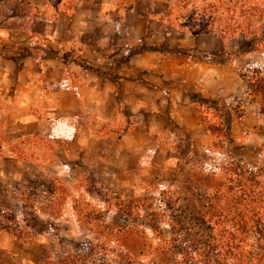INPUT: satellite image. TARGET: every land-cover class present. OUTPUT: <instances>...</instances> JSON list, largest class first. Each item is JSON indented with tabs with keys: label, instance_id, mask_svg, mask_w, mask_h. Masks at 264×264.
Returning <instances> with one entry per match:
<instances>
[{
	"label": "rangeland",
	"instance_id": "1",
	"mask_svg": "<svg viewBox=\"0 0 264 264\" xmlns=\"http://www.w3.org/2000/svg\"><path fill=\"white\" fill-rule=\"evenodd\" d=\"M49 1L51 9H66L74 16V30L64 37L79 40V46L70 44L68 57H78L82 62L83 57H91L90 48L94 46L98 49L94 55L117 62H101L100 69H96L101 75H108V67L113 70L122 64L124 68L130 66L131 58L139 52L169 49L187 54L189 51L179 48L185 34L163 20L165 11L179 0ZM12 5L13 0H0V8ZM192 35L190 39L197 41L199 49L192 54L194 60L227 62L248 75L264 64V51L241 52L244 44L240 37L223 40L214 32ZM217 37L224 41L225 50L209 52ZM87 49L89 52L81 53ZM81 66L90 67L82 63ZM244 83L247 86L245 80ZM248 95V103L257 108L259 98ZM246 101L240 100L236 110ZM199 104L214 139L200 152L186 145L185 156L171 149L177 160L171 166H159L156 174L150 176H143L142 170L141 174H119L112 180L104 173L98 175L97 166L87 160L88 156L86 160L69 159L67 151H72L75 143L70 138L76 130L72 120L51 117L49 133L30 136L23 133L19 138L5 135L0 129V137L8 143H3L2 154L13 155L20 161V178L13 182L12 190L19 200L12 210L16 218L0 215L6 228L3 231L21 234L24 239L20 241L25 243L15 248L13 255H0V264H40L48 253L53 257L93 253L99 258L106 251L103 247L109 250L107 264H174L176 259L168 249L172 235L180 231L181 225L191 222L203 207L202 194L195 187L202 190L217 184L207 175L213 169L210 161L227 163L242 159L249 165L264 168V154L261 158L241 150V145L228 142L229 116L224 113L223 120H219L221 102L199 99ZM84 121L90 124L93 118ZM85 142L90 143L88 148L96 146L95 141L85 139ZM104 149L106 145L98 157L103 156ZM51 185L55 187L54 193L49 191ZM6 211L9 210L2 212Z\"/></svg>",
	"mask_w": 264,
	"mask_h": 264
},
{
	"label": "crops",
	"instance_id": "2",
	"mask_svg": "<svg viewBox=\"0 0 264 264\" xmlns=\"http://www.w3.org/2000/svg\"><path fill=\"white\" fill-rule=\"evenodd\" d=\"M50 4L13 0L11 7L0 8V129L5 135L47 134L51 117L72 120L76 130L70 137L75 143L67 151L69 159L88 158L98 175L112 180L142 170L143 176H150L159 166L177 160L171 149L185 156L186 145L200 152L214 139L203 119L201 99L223 102L219 120L224 113L229 116L231 144L263 157L264 115L248 103L244 80L230 63L194 60L199 49L192 34H185L179 45L182 51L189 48L187 54L169 49L139 52L130 66L108 67V75H101L96 70L101 62H117L94 55L98 51L94 46L91 57L82 62L68 57L70 44L79 46V40L64 37L74 30V16L66 9L53 10ZM212 44L209 52L225 50L219 37ZM85 51L89 52L81 53ZM81 63L90 67L84 69ZM240 100H247V105H240L239 116ZM90 117L93 122L84 121ZM85 139L96 146L88 148ZM105 145L106 153L98 157ZM19 164L13 155L0 152V212L18 205L12 190L20 178ZM19 245L25 243L0 230V255H13Z\"/></svg>",
	"mask_w": 264,
	"mask_h": 264
},
{
	"label": "trees",
	"instance_id": "3",
	"mask_svg": "<svg viewBox=\"0 0 264 264\" xmlns=\"http://www.w3.org/2000/svg\"><path fill=\"white\" fill-rule=\"evenodd\" d=\"M163 20L184 34L214 32L223 40L240 37L243 54L264 51V0H179L165 11ZM238 72L248 93L259 98L258 112L264 115V64L251 75ZM237 114H242L239 108ZM2 139L0 151L7 143ZM210 163L213 169L207 175L217 184L202 190L195 187L202 194L203 207L172 235L168 249L176 259L174 264H264V168L242 159L227 163L212 159ZM0 215L16 218L12 211ZM1 217L0 229L6 230ZM10 233L24 239L15 231ZM103 248L106 251L99 258L93 253L56 257L48 253L40 264H97L98 260L107 264L109 250Z\"/></svg>",
	"mask_w": 264,
	"mask_h": 264
}]
</instances>
